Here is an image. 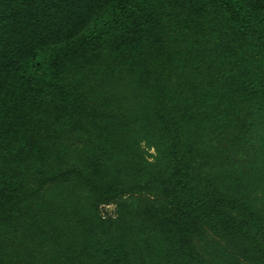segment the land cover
I'll use <instances>...</instances> for the list:
<instances>
[{
	"label": "trees",
	"instance_id": "1",
	"mask_svg": "<svg viewBox=\"0 0 264 264\" xmlns=\"http://www.w3.org/2000/svg\"><path fill=\"white\" fill-rule=\"evenodd\" d=\"M0 264H264V0H0Z\"/></svg>",
	"mask_w": 264,
	"mask_h": 264
},
{
	"label": "built area",
	"instance_id": "2",
	"mask_svg": "<svg viewBox=\"0 0 264 264\" xmlns=\"http://www.w3.org/2000/svg\"><path fill=\"white\" fill-rule=\"evenodd\" d=\"M110 206H112V205H108V206H106V209H110V208H109ZM113 210H114V209H113ZM110 211H111V209H110Z\"/></svg>",
	"mask_w": 264,
	"mask_h": 264
},
{
	"label": "rangeland",
	"instance_id": "3",
	"mask_svg": "<svg viewBox=\"0 0 264 264\" xmlns=\"http://www.w3.org/2000/svg\"><path fill=\"white\" fill-rule=\"evenodd\" d=\"M109 208H110L111 210H113L115 207H114V205H112V206H110Z\"/></svg>",
	"mask_w": 264,
	"mask_h": 264
}]
</instances>
